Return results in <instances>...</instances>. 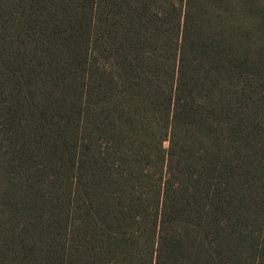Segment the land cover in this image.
<instances>
[{
  "label": "trees",
  "instance_id": "16d2710c",
  "mask_svg": "<svg viewBox=\"0 0 264 264\" xmlns=\"http://www.w3.org/2000/svg\"><path fill=\"white\" fill-rule=\"evenodd\" d=\"M0 264H264V0H0Z\"/></svg>",
  "mask_w": 264,
  "mask_h": 264
}]
</instances>
